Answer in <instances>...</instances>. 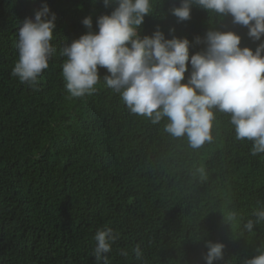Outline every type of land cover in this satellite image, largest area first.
<instances>
[{
	"label": "trees",
	"instance_id": "1",
	"mask_svg": "<svg viewBox=\"0 0 264 264\" xmlns=\"http://www.w3.org/2000/svg\"><path fill=\"white\" fill-rule=\"evenodd\" d=\"M42 3L56 16V53L33 88L11 71L20 23ZM179 5L153 0L139 36L159 28L166 39L187 38L189 57L205 50L194 38L208 31H232L253 51L264 42L231 15L195 5L190 19L178 21L171 9ZM115 7L102 0H0V264H105L94 256L95 233L105 226L120 234L106 264H205L206 241L225 245L214 264H244L264 246V222L243 229L264 207V153L251 155L252 142L236 139L229 114L213 109L212 140L194 149L186 136L165 131L166 117L152 123L132 114L105 85L104 68L91 95L66 91L61 48L98 31L97 18ZM89 16L91 29L81 23ZM137 243L141 260L130 251Z\"/></svg>",
	"mask_w": 264,
	"mask_h": 264
},
{
	"label": "clouds",
	"instance_id": "2",
	"mask_svg": "<svg viewBox=\"0 0 264 264\" xmlns=\"http://www.w3.org/2000/svg\"><path fill=\"white\" fill-rule=\"evenodd\" d=\"M107 7L115 4L110 14L97 18L98 31L81 35L60 50L66 57L62 65L65 89L72 98L91 95L100 80L99 68L107 70L104 82L120 95L127 109L147 117L152 123L167 118L165 131L174 137L186 136L190 147L199 148L212 140L213 109L230 115L236 139L252 142L251 155L264 153V42L255 51L241 48V38L232 31H208L203 40L205 50L189 57L187 38L172 36L166 39L157 28L151 36L138 34L144 17L153 12V0H102ZM198 6L216 15H231L233 23L246 26L254 41L264 36V0H180L171 9L178 21L190 19L191 6ZM55 13L47 3L35 11L33 18L20 23L16 48L18 60L11 75L35 88L49 60L56 53L51 43L55 28ZM82 25L92 28L91 17ZM174 32V29H169ZM190 63L191 72L185 83V72ZM255 219H248L243 229L252 232L264 222V207L253 211ZM237 219L235 212L227 217ZM119 233L111 227L97 229L94 256L107 261L112 244ZM205 264H214L223 258L225 245L206 241ZM131 253L141 260L139 243ZM244 264H264V246ZM127 257L129 251L120 249Z\"/></svg>",
	"mask_w": 264,
	"mask_h": 264
}]
</instances>
